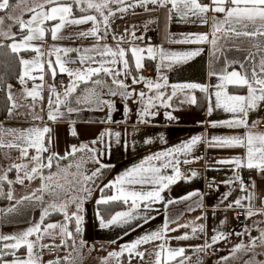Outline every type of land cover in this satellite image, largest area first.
Masks as SVG:
<instances>
[{
  "label": "crops",
  "instance_id": "0c3cea01",
  "mask_svg": "<svg viewBox=\"0 0 264 264\" xmlns=\"http://www.w3.org/2000/svg\"><path fill=\"white\" fill-rule=\"evenodd\" d=\"M18 2L19 0H16L8 9L0 10V18L4 19L9 14L12 15L13 9L18 5ZM128 2L135 4L136 0ZM198 2L206 5L211 4V0H198ZM117 7H112L113 11ZM28 8L29 3L25 8L18 11L17 16L12 15L10 17L27 21L31 16V13L26 11ZM169 8H171V4L167 8L156 4H147L146 6L136 5L135 7L128 8L126 12L115 11V15L109 19V35L106 40H102L100 43L107 44L115 49L117 47V40H114L113 36L117 38L122 36L123 41L120 43V46L126 50L130 49L131 46L144 49L153 47L157 50L163 48L165 52H183L199 49L200 52L197 56L187 61H165V64L171 63L172 66L161 68L159 52L157 51L156 53V59H151L145 51L141 54L144 57L142 60L143 67L136 69L134 57L129 51L125 59H128L131 66L130 75L127 77L123 75L122 64H118L116 67L122 73L118 79L123 80L126 85H129V92L135 89L136 94L130 98L123 99L119 95H108V89L104 88L102 91L100 90L101 99L112 102L113 108L104 103L98 105L93 102L91 104L77 105L72 102V107L82 108L83 110L66 113L64 106H60V110L65 112V115L57 121H51L48 118V100L51 95L49 85L54 83L57 91L62 94L73 78H70L66 73H60L58 66H56L57 75L53 80L50 70L47 64H45L43 81L39 79L41 73L38 69L32 72V75L37 77L35 80L27 79V88L29 90L36 85H43V99L37 98L36 101H33L31 97L26 98L23 91L24 85H21L20 82L18 84H10L12 86L11 92L13 98L18 107L13 109L11 115L8 114L6 118L0 119V129H15L17 130L16 135H18L21 131H26L33 127H49L51 132L45 134V145L49 148V151L41 154V159L44 163H46V158L54 153L58 154V157L69 156L68 152L72 146L80 148L83 145H88L89 148L98 149V152L95 154L109 168L105 180L106 184L112 186L106 195L98 198L92 204V210L94 209L93 216L88 217L85 220L86 222L81 224L82 231H90V234L88 233V235L81 237L88 245H91L89 251L86 253L87 264H105V261H107V264H111L113 260L116 261L115 264H156V253L159 251L157 246L160 244L165 245V251L161 256V264H180L181 260H183V264H208L209 262L213 264H264V243L260 240H257V247L251 251L241 249L235 254L232 252V249L236 245L241 243L248 244L250 238L259 237L261 232H264V214H256L250 218L245 215L244 220H240L237 212L241 209L246 211L245 207L227 208V205L233 203L236 199L251 194L253 197L251 200L252 209L254 211L264 209V173L253 169L255 175L248 180H244L243 172L249 169L246 167L237 169L235 165L220 164L218 161L245 157L246 149L244 147L222 148L210 146L209 144V141L213 137L243 136L247 131V129L242 127L212 126L213 122L232 119L231 113H227L214 106L211 114H209V96L216 90L212 86L221 83L218 75H213V73L221 74L224 71L231 72L236 70L238 72L248 71L250 75L251 62H245V57L249 51H255L252 48L254 43L259 42L264 46V37H257L255 39L243 36L239 38L232 37L227 42L220 39L218 44V47L222 46L220 50L214 48L211 43H173L174 40H180L184 35L188 34H210L212 32L211 18L215 16L222 20L224 19V14L209 11L206 13L208 23L205 24L201 22L200 18L193 16L184 20L173 13L170 17ZM87 14L98 15L93 10L81 13L74 7L75 17L79 18ZM58 22L47 21L44 27L46 29L52 28ZM11 26L13 31L11 35L14 34L15 42H20L23 36L29 34L27 28L22 31L20 25L14 22V19H11ZM93 26L92 22L83 25H67L59 35L67 37L74 33L91 29ZM126 29L127 32L125 31ZM151 29L155 31V35L151 34ZM133 31L138 38L131 35ZM217 35L222 36V33H218ZM7 39L9 38L0 39V43ZM211 39L212 37L209 35V40ZM13 42L10 39V44ZM96 43L97 41L93 37L53 40L50 32H46L43 40L31 42L33 46L41 48L44 53L42 57L44 61L49 58L55 59L54 56L49 57L47 55L51 45L83 48L91 47ZM236 46L240 50H237ZM37 55L36 52L31 51L23 59L31 60ZM61 55L63 56V54ZM80 55L82 53L71 52L66 59H76ZM259 59L260 57H256L257 62ZM240 62L244 63L243 69L240 67ZM66 66L69 68H81L85 65L76 63ZM91 66L95 67L98 65L93 64ZM148 69H151V73H145V70ZM22 70L21 65V74ZM141 75L147 80L161 83H163L161 77L167 78V86L160 89V91L165 93L163 97L165 104L170 105L165 106V104L159 101H154L155 107L149 109L154 114L143 118L141 117V108L147 107V96L154 97L157 90L155 88L150 90L143 82L132 83L133 76L138 77ZM59 76H66L69 78V81H60ZM93 79H103L113 90H116V85L112 84V77L106 76L104 73H101L98 77L94 76ZM186 83H198L202 86H207L209 91L205 93L199 91V89H177L175 96H172V85H183ZM91 87H93L91 82H88V84L79 83L77 91L72 95L74 96L73 101L75 102L76 97L84 95L85 88ZM226 90L230 94L238 95H246L248 91L247 87H236L233 85H228ZM141 91L147 94L143 100L138 95ZM199 92H201V95L203 94V103L199 102ZM169 97H172L170 101ZM193 98L195 99V103L191 102ZM212 103L214 105V96L212 97ZM33 104L35 105L34 112L30 107ZM34 115H39L43 119H34ZM170 116L174 117V119H170ZM142 119L147 122H142ZM254 121L258 123L251 130L253 132L264 133V126L261 125L264 122V107H260L249 113V125ZM73 131L76 133V139L73 138ZM106 131L110 132L111 135L100 140V134ZM116 133H119L118 138ZM194 136H201L202 140L192 146L190 150L183 152L172 151L190 141ZM3 140L5 144L9 141L20 143L19 141H14L13 135H4ZM94 140L99 142L93 144ZM2 148H5L7 152H11L12 156L10 153H7L9 160H6L5 155L3 153L0 154V175L3 170V162L6 160L8 164L17 163L19 161V157L17 156L19 154L17 155L16 153L21 152L19 148L15 147H0V149ZM164 153L171 154L162 155ZM35 155H37L36 150L29 148L27 157H24L25 161L28 162H24L23 164L26 163L29 167V162H32V165L36 163L32 160V157ZM157 155H160L159 160H152L144 166L146 168L159 167L161 171L157 175L164 176L175 175L178 169L181 177L177 182L170 184L161 191L163 200L152 202L150 207H145L146 202L138 201V207L131 205L132 207L115 212L128 211L136 216V219L130 221L133 223L131 231L125 229L127 223L103 227L101 219L103 218L105 221L108 219L100 214L97 202L106 200L105 197L120 195L118 192L119 187H123L125 192L132 190H157L158 185L124 184L121 186L115 183L117 177L141 165L149 156ZM174 161H179V163L174 164ZM185 161L188 162L186 163ZM54 162L56 164L59 162V159H54ZM165 164L168 166L164 167ZM12 169L10 170V175L17 177L19 170L15 168L16 171L13 174ZM47 169L49 168L45 167L40 171L44 174ZM193 173L196 175L193 176ZM237 173L242 177L245 186L248 188V192L241 191L240 182L236 179ZM145 175L150 176L152 174L146 173ZM229 192L231 195L225 200L224 196ZM178 196L183 197L181 203L178 202L179 205L177 206V204L173 205L172 202L167 208L168 212H172L173 214L171 217L168 216V228L164 232L162 239L139 244L131 255L127 251H124L120 256L109 257V253L119 252L125 245L131 244L148 234L146 233L147 229L152 228V224L148 226V224H144L141 221L143 213L156 211L160 213V216H163L167 212L166 202ZM128 202L131 203V198L128 199ZM243 203L247 206L249 202L245 200ZM222 221L225 222L222 224ZM181 225L186 226L181 227ZM146 226L148 227L146 228ZM153 226L157 228L155 231H160L164 228V224H154ZM200 226H203V231L199 230ZM193 228H196L197 231L193 232ZM172 229L177 230L172 231ZM245 229H247V232H245ZM215 231H222L228 234L227 239H222L212 245L211 248H208L205 245L210 242V238L215 234ZM238 233H244V235H238ZM185 234L190 238L177 239V237ZM200 246L205 247L200 248ZM168 248H184V256L169 260L167 254ZM136 252L144 253L143 258L137 256ZM224 257H229V259L224 260Z\"/></svg>",
  "mask_w": 264,
  "mask_h": 264
},
{
  "label": "snow or ice",
  "instance_id": "6c2138e0",
  "mask_svg": "<svg viewBox=\"0 0 264 264\" xmlns=\"http://www.w3.org/2000/svg\"><path fill=\"white\" fill-rule=\"evenodd\" d=\"M147 4H156L160 7H165L171 4V8L168 9L169 16L173 13L178 15L181 19H188L190 16L197 17L201 19L202 23H208V17L206 13L209 11H213L216 13H223L224 19H218L213 16L212 19V32L210 34H188L184 35L180 40H174L173 43H185V44H200V43H211V45L220 50L218 47L219 40L223 39L227 42L232 37H247L250 39H255L257 37H264V0H211V4H202L198 2V0H136V3H129L128 0H42L41 3L34 4L32 7L26 9L29 13H31L30 19L24 21L23 19L12 18L15 23L20 25L21 30L23 31L25 28L28 30V35L23 36L20 42H15V36L9 35L8 33H0L5 35L6 38L12 39L14 42L7 47L10 48L12 53L19 54L21 50H31L36 52L38 55L34 59H23L19 58V63L22 65V74L19 76V82L21 85H24V94L25 97H31L33 101H36L37 98L43 99L42 91L43 85H36L31 90L27 88V79L35 80L37 77L32 75V72L35 70H39L41 73L39 75V79L41 81L44 80V68L45 64H47L48 69L50 70V75L54 80L57 75V67L60 73H66L71 80V83L66 86L65 90L61 94L57 91L55 84L49 85L50 89V97L48 100V118L51 121H57L61 117H63L66 113H73L77 111H82V108H74L71 106L72 100L70 99L77 91L79 87V83L88 84L91 82L93 87L85 88L84 95L76 97L75 103L77 105L82 104H91L95 102L96 104L104 103L107 104L110 108H113L114 105L110 101L101 99V91L104 88L108 89L107 94L110 96H121L123 99L130 98L132 95L136 94L135 89L132 92L128 91L129 85H126L123 80L118 79L121 76V70L116 66L118 64L123 65V75L125 77L130 75L131 66L129 64L128 59H125L126 55L130 51L131 55L134 57V66L136 69H141L143 67L142 60L144 57L141 55L143 52H147L151 59H156V53L159 52L160 66L163 67H171L172 64H165V61H187L191 58L197 56L200 52L199 49L192 51H183V52H165L163 48L159 50L148 47L147 49L131 46L130 49H125L120 46V43L123 41V37H115L114 40H117V47L113 49L111 46L107 44H101L100 41L106 40L109 35V19L111 16L115 15V11L126 12L128 8L135 7L136 5L146 6ZM111 5H117L115 11H113ZM10 7L9 0H2L0 2V10H5ZM74 7L81 13H86L89 10L95 11L100 19L98 20V15L87 14L82 15L79 18L74 16ZM107 13V14H105ZM47 21H59L52 28L46 29L44 27L45 22ZM92 22L94 25L91 29L86 31H80L78 33H74L70 36H61L62 29H64L67 25H83ZM3 23V19L0 18V24ZM135 27V26H134ZM127 32V29L125 30ZM46 32L51 33V37L53 40L60 39H78V38H89L93 37L97 41L96 44L91 47H83V48H70V47H62L57 45H51L47 55L49 57L54 56L55 59L52 60L49 58L44 61L42 57L44 53L42 52L40 47H35L31 44L34 40H43ZM102 33V34H101ZM218 33H222V36H218ZM133 37H136L135 32L131 33ZM209 35H211L212 39L209 40ZM138 38V37H136ZM0 47H4V45H0ZM237 50H240L238 46H236ZM252 48L255 51H249L248 55L245 57V62L250 63V75L248 71L238 72L233 70L231 72L224 71L221 74L213 73V75H218V79L221 83L212 86L216 90L209 96L210 107L209 114H211L213 106L215 108L222 109L227 113L232 114V119L213 122V127H228V128H245L247 131L243 136L240 135H231V136H218L213 137L211 141H209L210 146H217L222 148H233V147H244L246 149L245 157H235L232 159H223L218 161L220 164H232L235 165L237 169L241 167H246L249 170H258L260 173H264V133L253 132L251 129L257 126L258 122H253L249 125L248 116L251 111H255L260 107H264V46H262L259 42L254 43ZM77 52L82 53V55L78 56L76 59H66L69 53ZM63 54V56L61 55ZM260 55V59L257 62L256 57ZM99 57V59H97ZM79 63L81 65H85L81 68H69L66 65L68 64H76ZM236 63V62H233ZM98 66H91V65ZM231 66V65H228ZM241 69L244 68V63L240 62ZM101 73H104L106 76L112 77V84L116 85V90H113L110 85L103 79H93V77H98ZM161 82H155L153 80H147L144 76H133L132 83H140L143 82L147 85V87L151 90L155 88L157 90L156 95L147 96V94L143 91L139 92L138 95L143 100L147 96V107L141 108V117H145L148 115H152L149 111L150 108L155 107L154 101H159L162 104H165L163 97L165 93L160 91V89L167 86V78L161 77ZM228 85H233L236 87H247L246 95H238V94H230L226 88ZM11 85L7 86V99L10 102V107L8 109V114L11 115L13 109L18 107L15 99L13 98V94L11 92ZM173 92L172 96H175L176 90H184V89H199L202 92L207 93L209 88L207 86H202L198 83H186L183 85H172ZM100 89L101 91H98ZM214 96V105L212 103V97ZM94 98V100H93ZM172 97H169V101ZM192 103H195V99L193 98ZM55 105V107H54ZM60 106H64L65 112L60 110ZM165 106H170L169 104H165ZM35 111V105L30 106ZM43 110V109H41ZM34 119H43V117L39 115H34ZM170 119H174V117H169ZM110 119V117H109ZM142 122H147L142 119ZM17 130L15 129H0V147H8V148H19L21 151V155L23 157H27L29 148H33L36 150L37 155L32 157V160L36 162V166L32 167L30 172L28 171V165H13L17 170H24L25 175L23 178L17 177V182L23 183L24 179H33L36 174L40 173V170L43 168L51 169L53 166L54 159H63L64 157H58V154H52L46 158V163L42 162L41 154L44 152H48L49 148L45 145V134L50 133L51 129L47 126L33 127L27 129L26 131H21L18 135H16ZM76 135L75 131L72 133ZM4 135H13L14 141H19L20 143H16L13 141H9L7 144L4 143L3 136ZM110 132H104L100 134V140H103L104 137L110 136ZM117 138L119 137V133H116ZM202 140L201 136H194L190 139V141L186 142L182 146L177 149L172 150L173 152H183L190 150L192 146L196 145L198 142ZM50 142V141H49ZM99 141L94 140L92 143L96 144ZM151 142V141H149ZM91 151L92 153H97L98 149L89 148L88 145H83L80 148L76 146H72L71 150L68 152V155H74L77 151ZM171 153H164L162 155H169ZM91 159L96 160L97 163L99 161L96 159L94 155ZM160 155L157 156H149L146 161H144L141 165L134 167L128 171H126L122 176L117 177L116 184L118 185H145L152 184L158 185L157 190L150 191H128L125 192L123 187L118 188V192L120 195L109 196L106 200H101V203H108L109 201H117L123 200L125 203L128 202V199L131 198L132 206L138 207V201L146 202L145 207H150L152 202L163 200L161 195V191L164 188H167L170 184L177 182V180L181 177L180 171L177 169L175 175H157L160 173L161 169L159 167H145L144 165L149 163L152 160H159ZM186 163L188 161H185ZM175 163H179V161H174ZM168 165L165 164L164 167ZM68 167H71L68 166ZM81 167L80 164L76 165V168L79 169ZM11 170V169H9ZM65 172L67 169L64 170ZM146 173H151L152 175H145ZM60 173L57 172L55 174H50L48 176L42 177L44 180L53 182L56 180V177L59 176ZM100 175V169L97 168L91 175H83V180L79 181L80 187L78 189L74 187L65 188L64 185L59 184L58 182L55 184V187L52 186L51 183L45 184L41 189L37 191L45 192L48 191L50 194L55 195V189L60 188L63 189L66 193L69 191H77L83 192L85 197L90 194L91 189L87 187V182L93 181L94 178ZM196 175L195 173L192 174ZM7 176L0 177V181L6 180ZM237 180L240 182L241 191L248 192V188L245 186L242 177H240L239 173H237ZM11 183V181H9ZM71 185V182H69ZM112 185H106V187H111ZM254 186V182H253ZM231 193H227L224 196V199L227 200L228 196ZM35 197V199L39 201H43V196L36 197L35 193L32 196L24 197L23 199L29 200ZM8 199H12V193L9 192L7 194ZM187 198V197H186ZM252 195H246L241 198L236 199L233 203L227 205L228 209H232L233 207H245V215L247 217H251L256 214H264V209L253 210L251 206ZM248 201V205L245 206L243 201ZM20 203V202H18ZM69 203H75L77 207V211L71 215L67 213V207ZM82 203L83 200L79 195H74L70 200H66L59 205V210L62 211L65 215L66 221H75V233L79 234L81 229V224L83 222V217L80 215L82 211ZM57 205L55 203L50 204L49 208H56ZM49 208L44 209V213L40 218L39 222L32 224L26 230L22 231L18 234L11 235H3L0 234V264H40V258L35 255L34 248L39 245L41 248L52 247L56 245H40L39 242L43 239V237L49 236L55 239V234L52 230L59 228L61 237L72 238L73 233L68 231L67 224H53L49 223L43 227L42 225L44 218L49 214ZM15 205L10 208L8 211H14ZM136 219V216L133 215L132 212L122 211L117 212L113 216H111L107 221L103 218L101 219V225L103 227H109L112 225H118L121 223H129L130 220ZM147 219V217H145ZM225 221H222L223 224ZM186 225H181L184 227ZM168 225L167 222L164 225V228L160 231L146 234L140 239L132 242L131 244L125 245L119 252H111L109 253V257H117L123 254L124 251H127L130 255L135 251L137 246L141 243H148L154 240L162 239L164 236V232L167 231ZM177 229H172V231H176ZM200 231H203V226H200ZM197 229L193 228V232H196ZM247 232V229H245ZM35 235V240L30 239ZM226 233L222 231H215V234L210 238V242L205 246L211 248L212 245L218 243L222 239H227ZM238 235H244V233H238ZM250 235V233H249ZM190 237L185 234L181 237H177V239H189ZM257 240H260L264 243V232H261L259 237H252L249 240L248 244H238L233 249L232 252L235 254L241 249H246L248 251L253 250L257 247ZM83 244V241H81ZM26 247L27 256L26 258H20L16 255L17 251L21 247ZM66 246V243H65ZM75 246V241L73 242V247ZM205 246H200L203 248ZM159 251H157V261L156 264H161V256L165 251V245L160 244L157 246ZM185 253L184 248L178 249H167L168 259L172 260L176 257H183ZM137 256L143 258L144 253L136 252ZM12 255L14 259L11 261H6L4 259L5 256ZM65 260H68V257H64ZM224 260L229 259V257H224ZM49 264H58V261L49 262ZM107 264V261H105ZM180 264H183V260H181Z\"/></svg>",
  "mask_w": 264,
  "mask_h": 264
},
{
  "label": "rangeland",
  "instance_id": "374dc122",
  "mask_svg": "<svg viewBox=\"0 0 264 264\" xmlns=\"http://www.w3.org/2000/svg\"><path fill=\"white\" fill-rule=\"evenodd\" d=\"M16 1V0H15ZM42 0H19L18 5L14 7L12 15L17 16L18 11L25 8L27 4L29 3V8L32 7L34 4L41 3ZM12 15H8V17H5L3 19V23L0 24V33H8L9 35L12 34V26H11V19L9 18ZM0 39H6L5 35L0 34ZM257 57H260V55ZM100 91V89H97ZM3 153L5 155L6 160H9V155L5 148L0 149V154ZM6 153V154H5ZM17 155L19 154V161L17 163H11L8 164V162L5 160L3 163V170L1 171L0 177L7 176L9 181H11V190L12 193V199L9 200L8 203L5 205L0 206V234L3 235H11V234H18L22 231L26 230L28 227H30L32 224L39 222L41 216L44 213L45 208H49L50 204L55 203L57 205L56 208H49V211L54 209H59V205L63 203L66 200H70L72 196L79 195L80 198L83 200L82 203V211L80 212V215L83 217V222H86L88 217L93 216V203L98 200V198L106 195L108 193L109 188L106 187V175L109 171L108 166L100 159V157L97 156V154L92 153L91 151L85 150V151H78L76 154H74L70 159L66 161H59L55 164V166L51 169H47L46 172L43 174L41 171L39 174H36L33 179H24L23 183L17 182V177L23 178L25 175L24 170H19V174L17 177L10 175V170L12 169L13 165H22L25 161L24 157L21 155V152H17ZM96 156V159L99 161V163L96 162V160L91 159V157ZM4 160V159H3ZM26 164V163H25ZM30 166L28 168H32L36 166V163L32 165V162H29ZM80 164L81 167L79 169L76 168V165ZM71 167H68L70 166ZM30 168V170H31ZM97 168L100 169V175L96 178H94L93 181L87 182V187L91 189V192L89 195L85 197V194L83 192H77V191H69L65 192L63 189L56 188L55 195L50 194L48 191L41 192L37 191L38 189H41L45 184L51 183L53 187H55V184L58 182L59 184H62L65 186V188L68 187H74L78 189L80 187L79 181L83 180V175H91L92 172H94ZM67 169L65 172L64 170ZM13 170V169H12ZM30 170H28L30 172ZM59 172L60 175L56 177V180L53 182H49L44 180L42 177L48 176L50 174H55ZM71 182V185L69 184ZM33 193H35L36 197L43 196V201H39L33 197L32 199L26 200L23 199L24 197L32 196ZM108 197H105L107 199ZM183 197H174L171 198L166 202V210L168 206H170L173 202V205L181 203ZM174 199V200H173ZM20 202V203H18ZM101 201L97 202L96 204L100 203ZM129 203V202H127ZM132 203V202H131ZM130 203V207H132ZM95 204V206H96ZM126 204V203H125ZM15 205L14 211H8L10 208H12ZM129 208L128 206L123 207V209ZM77 211V207L75 203H69L67 207V213L69 215L75 213ZM167 210L166 214H163V216H160L159 212H152V213H143L141 218L142 221H144V224L151 225L152 228L147 229L148 234L157 232L155 231L157 228H155L153 225H165V223H168V216H172V212H168ZM114 215V214H113ZM152 219H151V217ZM147 217V219H145ZM161 217V218H159ZM61 218L65 219L62 216ZM61 218L57 219L55 221H50V223L53 224H63L61 221H63ZM74 220V219H73ZM151 220V222H149ZM147 221V222H146ZM82 222V224H83ZM49 223V222H48ZM47 223V224H48ZM68 231L73 233V225H71V221H66ZM46 224V225H47ZM122 224V223H121ZM75 225V224H74ZM146 226V228L148 227ZM122 228V226L120 225ZM155 228V229H154ZM154 229V230H153ZM43 231V229H42ZM55 234V239L44 236L43 239L39 242L40 245H56L52 246L56 248V251L52 252V247L47 248H41L39 245H37L36 248H34V253L36 256L40 258V264H49V262L58 261V264H87L86 260V253L89 251V248L91 245H88L84 239H81V237L90 234V231L84 230L81 231V234L79 236L76 234L73 235L72 238L68 237H61L60 235V229H54L52 230ZM30 239L35 240V235L30 237ZM75 241V246L73 247V242ZM83 241V244L81 243ZM67 243L68 247L64 251H60V246L62 243ZM86 243V244H85ZM73 252V254H71ZM20 258H26L27 251L25 249L24 255H18ZM64 257H68V260H65ZM6 261H11L14 259V257H6L4 258ZM111 262V261H110ZM116 261H112L111 264H115ZM208 264H213L212 262H209Z\"/></svg>",
  "mask_w": 264,
  "mask_h": 264
},
{
  "label": "trees",
  "instance_id": "16d2710c",
  "mask_svg": "<svg viewBox=\"0 0 264 264\" xmlns=\"http://www.w3.org/2000/svg\"><path fill=\"white\" fill-rule=\"evenodd\" d=\"M132 1V0H128ZM15 3V0H9V5H13ZM117 5H111V7H114ZM50 29V28H49ZM0 45H4V47H0V119H4L8 115V109L10 107V102L7 99V86L10 84H18L19 83V76L21 75V64L19 63V58H24L25 56L29 55L31 53L30 50H21L19 54L12 53L10 51V48L7 47V45H10V39H7L0 43ZM80 89V88H79ZM200 91V90H199ZM72 96L70 99L72 100L73 104H76L73 101ZM200 97V103L204 102L203 94L201 95V92H199ZM73 138L76 139L75 135H73ZM71 156H65L63 159H59V161H66L70 159ZM55 166V162L53 163L52 168ZM15 168H13V174L15 173ZM110 189V187H108ZM11 190V184L9 183V179L0 181V206L5 205L9 202L10 199L7 198V194ZM98 210L102 216H104L106 219H109L113 214L123 209V207L128 206L130 207V203H126L123 200H117V201H109L108 203H98ZM64 217V213L60 211L59 209H54L49 211V214L44 218L43 227L50 221H56L57 219ZM65 222V219L61 218ZM131 221V220H130ZM142 221V218H141ZM144 222V221H143ZM75 221H71V225H73V235L75 233ZM133 223L130 222V224L127 223L126 230L131 231ZM81 234V232L79 233ZM79 234H77L79 236ZM67 244V243H66ZM68 245L65 246V243L63 242L60 246V251H65ZM26 247H21L16 255H24ZM6 257H13L12 255L5 256Z\"/></svg>",
  "mask_w": 264,
  "mask_h": 264
},
{
  "label": "built area",
  "instance_id": "2783aa9c",
  "mask_svg": "<svg viewBox=\"0 0 264 264\" xmlns=\"http://www.w3.org/2000/svg\"><path fill=\"white\" fill-rule=\"evenodd\" d=\"M150 31H151V34L155 35V31L154 30L151 29ZM145 73H151V69L150 70L149 69L148 70H145ZM58 78H59L60 81H65V82L66 81H69V78L66 77V76H59ZM261 125L264 126V122L261 123ZM254 175H255V172L253 170H245L243 172V178H244V180H248L251 177H253ZM237 216H238V218L240 220H244V218H245V211H244V209L239 210L237 212ZM51 251L52 252L53 251L55 252L56 251V248L52 247L51 248Z\"/></svg>",
  "mask_w": 264,
  "mask_h": 264
}]
</instances>
